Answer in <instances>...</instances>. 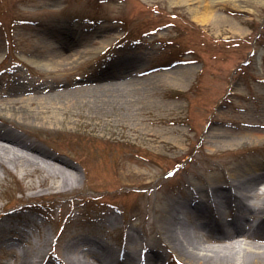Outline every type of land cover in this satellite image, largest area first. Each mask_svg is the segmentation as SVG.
<instances>
[{"label":"rangeland","instance_id":"rangeland-1","mask_svg":"<svg viewBox=\"0 0 264 264\" xmlns=\"http://www.w3.org/2000/svg\"><path fill=\"white\" fill-rule=\"evenodd\" d=\"M218 1L201 23L198 0H0V84L26 83L32 113L1 109L11 121L0 127L80 175L73 189L38 197L39 174L0 171V215L14 225L5 234L27 231L57 254L67 232L117 246L127 224L149 218L157 192L210 164L264 159V139L206 142L215 117L264 120V0ZM57 45L59 63L47 54ZM47 96L56 108L40 113ZM6 244L0 264H18Z\"/></svg>","mask_w":264,"mask_h":264},{"label":"bare ground","instance_id":"bare-ground-1","mask_svg":"<svg viewBox=\"0 0 264 264\" xmlns=\"http://www.w3.org/2000/svg\"><path fill=\"white\" fill-rule=\"evenodd\" d=\"M198 1L200 4L191 10L194 19L202 23L213 17V4L219 1ZM47 52L56 63L66 57L58 45ZM112 67V77H120L122 72ZM28 89L16 79L0 84V110L28 117L30 103L25 100L31 98L24 96ZM53 98L47 96L45 102L52 103L41 105L40 113L47 107L56 108ZM33 116L38 115L34 112ZM10 121L0 113V122ZM212 121L216 126L210 128L209 144L264 139L262 119L241 117L229 122L218 116ZM225 121L228 124L223 127ZM174 129L177 134L182 132ZM10 167L28 168V175L39 174L37 185L45 191L38 197L73 189L80 178L68 159L0 127V171L9 173ZM29 187L33 188V183ZM149 206V218L144 215L127 224V231L115 242L117 246L93 234L67 232L61 234V254L48 251L50 248L43 251L27 231L17 236L5 234L14 229L8 213L0 215V242H8L7 252L12 251L18 264H264V159L238 158L225 168L210 164L202 175L187 177L175 189L157 192ZM24 222H34V218ZM107 222L114 225L115 216ZM46 240L48 243L50 238L44 232L43 243ZM19 245L21 250L15 252Z\"/></svg>","mask_w":264,"mask_h":264}]
</instances>
